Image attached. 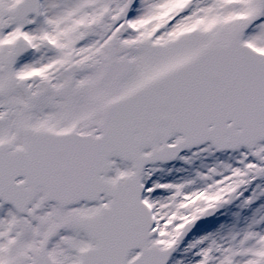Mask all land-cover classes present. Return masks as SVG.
<instances>
[{"label": "snow or ice", "instance_id": "6c2138e0", "mask_svg": "<svg viewBox=\"0 0 264 264\" xmlns=\"http://www.w3.org/2000/svg\"><path fill=\"white\" fill-rule=\"evenodd\" d=\"M0 264H264V0H0Z\"/></svg>", "mask_w": 264, "mask_h": 264}]
</instances>
